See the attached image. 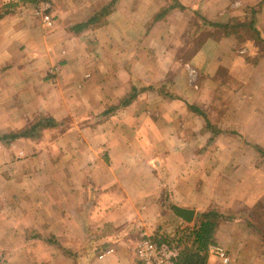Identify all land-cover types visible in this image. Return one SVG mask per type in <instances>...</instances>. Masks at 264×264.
<instances>
[{
    "label": "crops",
    "instance_id": "crops-1",
    "mask_svg": "<svg viewBox=\"0 0 264 264\" xmlns=\"http://www.w3.org/2000/svg\"><path fill=\"white\" fill-rule=\"evenodd\" d=\"M25 1L0 0V264H142L141 241L264 206V0ZM190 14L256 37L183 58ZM238 222L209 260L260 264Z\"/></svg>",
    "mask_w": 264,
    "mask_h": 264
},
{
    "label": "trees",
    "instance_id": "trees-1",
    "mask_svg": "<svg viewBox=\"0 0 264 264\" xmlns=\"http://www.w3.org/2000/svg\"><path fill=\"white\" fill-rule=\"evenodd\" d=\"M33 2L34 0H26V2ZM173 1V8H178L180 10H184V8L179 5L176 0ZM111 4L109 6L104 7L99 13L89 18L86 22H83L82 27L87 28L91 25H104L106 17L111 13ZM205 26L211 29H215L220 32L224 37H229L236 32L240 33H252L254 37H256V32L253 27V20L251 21H243L238 22L235 19H232L227 23H211L207 21H203ZM80 27V26H78ZM201 27V28H202ZM239 30V31H236ZM241 31V32H240ZM236 33V34H238ZM16 136V135H14ZM19 136V135H18ZM242 217L228 216L217 213L216 211L202 213L197 215L196 224H198L199 228L196 230H192L190 235L194 234V240L191 242V245L184 246L178 251V264H206V255L207 250L210 246H213L212 243V235L214 233V229L217 226L218 222H233V221H241L245 224V226L249 229H253L252 224L246 219L243 215ZM245 218V219H244ZM262 240L264 242V236L262 235Z\"/></svg>",
    "mask_w": 264,
    "mask_h": 264
},
{
    "label": "rangeland",
    "instance_id": "rangeland-1",
    "mask_svg": "<svg viewBox=\"0 0 264 264\" xmlns=\"http://www.w3.org/2000/svg\"><path fill=\"white\" fill-rule=\"evenodd\" d=\"M200 18H197L194 15H191L190 19L188 18L187 42H188L189 46L187 45L186 50L183 51V55H182L183 58H187V57L190 58L192 56V54L194 53V51L198 48L196 46L199 45L203 39H207L208 37L217 38L218 35H221L218 30L216 32L215 29H211L209 27H202L205 25L201 20L211 22V23H214V22L217 23V19L213 20V18H214L213 17L212 20L209 21V20H207V18H201V19ZM215 18H219V17H215ZM221 18H223V17H221ZM234 19H237V18H234ZM219 21L223 22V21H225V19L224 20H218V22ZM262 162H260V164ZM234 214L235 215H228V216L242 217L241 215H243L252 224L253 229H249L241 221L238 222L240 225L239 227H240L241 231L243 233H249V235H247V237H246L247 240L245 242L247 245H249V249L252 248L254 250L255 248H257L258 254L263 253L264 252V242L262 240V235L264 236V206L260 207V209H258V211L253 210L251 214L245 210H239V211L235 212ZM224 223H226V222H224ZM197 228H199V226L196 225L193 228H186V229H189L190 231H192L194 229L196 230ZM187 233H190V232H187ZM187 239H188L187 234H186V236L180 238V240H181L180 242L178 239H176V243H174V248L177 251H179L181 249V247L183 248L184 246H187V243H188V245H191V243H189L190 241H188L189 239L188 240ZM177 242L179 243V245H177ZM247 245L245 247L248 248ZM220 248H222L225 251V254L229 260L227 262V264H234V262L231 261V259H230V254L228 252H226V250L223 247H220ZM210 253H211V256L213 258L211 257V259L209 260L210 256L206 255V264H223L221 262V260L219 259V257L214 254L213 249H212V252H210ZM263 259H264V257L261 256L260 259L258 260L260 262V264H264ZM252 261H253V259H251L250 256L246 257L245 255H243L240 257V264H252Z\"/></svg>",
    "mask_w": 264,
    "mask_h": 264
},
{
    "label": "built area",
    "instance_id": "built-area-1",
    "mask_svg": "<svg viewBox=\"0 0 264 264\" xmlns=\"http://www.w3.org/2000/svg\"><path fill=\"white\" fill-rule=\"evenodd\" d=\"M45 20L48 21V17H45ZM136 252L142 264H178L179 255L176 249L158 247L147 240L141 241L138 244ZM213 252L223 264H227L229 260L222 248L219 246L214 247Z\"/></svg>",
    "mask_w": 264,
    "mask_h": 264
},
{
    "label": "water",
    "instance_id": "water-1",
    "mask_svg": "<svg viewBox=\"0 0 264 264\" xmlns=\"http://www.w3.org/2000/svg\"><path fill=\"white\" fill-rule=\"evenodd\" d=\"M175 212H176V214L179 216V217H181L182 219H184V220H186L187 222H190V218L188 217V216H185L186 214V211H182V210H174ZM188 215V214H187ZM191 215V214H190ZM189 218V219H188Z\"/></svg>",
    "mask_w": 264,
    "mask_h": 264
}]
</instances>
